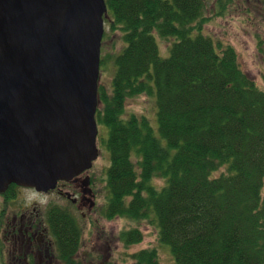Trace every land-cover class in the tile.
Returning <instances> with one entry per match:
<instances>
[{
  "label": "trees",
  "instance_id": "16d2710c",
  "mask_svg": "<svg viewBox=\"0 0 264 264\" xmlns=\"http://www.w3.org/2000/svg\"><path fill=\"white\" fill-rule=\"evenodd\" d=\"M105 2L104 20L123 44L111 56L109 91L98 85L110 158L103 214L137 222L120 231L126 248L143 237L138 223L152 220L176 264H264V90L234 46L203 28L230 0ZM159 37L172 39L166 55ZM142 92L155 98L153 121L124 115L125 100ZM51 229L63 263L84 264L74 255L77 218L61 213ZM128 255L159 260L156 246Z\"/></svg>",
  "mask_w": 264,
  "mask_h": 264
},
{
  "label": "water",
  "instance_id": "95a60500",
  "mask_svg": "<svg viewBox=\"0 0 264 264\" xmlns=\"http://www.w3.org/2000/svg\"><path fill=\"white\" fill-rule=\"evenodd\" d=\"M105 0H0V191L53 188L98 156Z\"/></svg>",
  "mask_w": 264,
  "mask_h": 264
},
{
  "label": "rangeland",
  "instance_id": "374dc122",
  "mask_svg": "<svg viewBox=\"0 0 264 264\" xmlns=\"http://www.w3.org/2000/svg\"><path fill=\"white\" fill-rule=\"evenodd\" d=\"M209 13L211 11L207 9L205 14ZM203 28L206 33L223 44L231 43L234 46L241 68L264 90V0H230L229 5L223 8V13L213 16ZM119 35V31H110L107 21L104 20L101 57L105 64L100 63L98 85L104 86L108 91L115 67L111 56L123 44ZM171 41V38H158L162 55L168 53ZM131 113L144 114L153 121L156 113L155 98L146 92L128 97L124 104V115L128 116ZM106 137L105 126L98 123L96 138L98 156L92 163V171L99 172L104 196L107 193L106 169L110 163L109 152L103 143ZM222 169H217L213 174L217 175ZM154 181L157 185L163 182L159 177H155ZM104 196L98 207L93 208L87 217H82L80 210L76 208V217L82 232L81 245L74 254L76 259L83 261L84 264H134L128 255L129 252L142 247L156 246L159 253L157 264H176L169 245L159 241L157 227L149 219L138 223L143 233L141 241L131 243L126 248L119 237L120 231L135 226L137 222L122 216L105 217L102 210Z\"/></svg>",
  "mask_w": 264,
  "mask_h": 264
},
{
  "label": "flooded vegetation",
  "instance_id": "af4514ba",
  "mask_svg": "<svg viewBox=\"0 0 264 264\" xmlns=\"http://www.w3.org/2000/svg\"><path fill=\"white\" fill-rule=\"evenodd\" d=\"M101 183L92 165L48 190L9 183L0 191V264H64L51 221L76 217V208L87 217L104 196Z\"/></svg>",
  "mask_w": 264,
  "mask_h": 264
}]
</instances>
